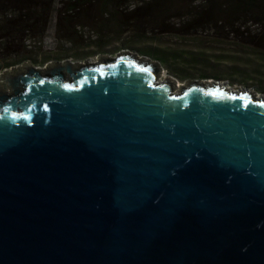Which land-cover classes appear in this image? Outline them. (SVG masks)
Segmentation results:
<instances>
[{"label": "water", "instance_id": "1", "mask_svg": "<svg viewBox=\"0 0 264 264\" xmlns=\"http://www.w3.org/2000/svg\"><path fill=\"white\" fill-rule=\"evenodd\" d=\"M160 75L0 74V264H264V99Z\"/></svg>", "mask_w": 264, "mask_h": 264}, {"label": "rangeland", "instance_id": "2", "mask_svg": "<svg viewBox=\"0 0 264 264\" xmlns=\"http://www.w3.org/2000/svg\"><path fill=\"white\" fill-rule=\"evenodd\" d=\"M160 1L142 14L130 13L141 5L140 0H130L131 7L126 11L127 4L118 12L110 9V18L93 10L89 14L80 12L74 19L80 25L77 34L69 41L56 34V11L62 6L56 0L42 56L36 62L7 70H21L28 64L47 69L51 62L67 60L97 64L100 59H114L129 52L141 60L158 63L160 80L175 82L178 87L213 82L238 91L243 86L241 92L249 91L255 98L264 99V21L254 24L240 12L227 18L217 11L218 6L223 10L224 5L236 0H212L214 9L198 8L205 0H170L165 11ZM99 21H103L101 26Z\"/></svg>", "mask_w": 264, "mask_h": 264}, {"label": "trees", "instance_id": "3", "mask_svg": "<svg viewBox=\"0 0 264 264\" xmlns=\"http://www.w3.org/2000/svg\"><path fill=\"white\" fill-rule=\"evenodd\" d=\"M65 1L67 3H64V0L58 2L62 6L56 11V34L60 39L63 37L69 41L77 34V27L80 25L74 22V19L80 12L89 14L93 10L102 17L107 15L110 18L111 15L113 16L110 9L118 12L126 4L125 11L131 7L130 0ZM161 1V9L165 11L170 0ZM171 1L180 2V0ZM55 2L56 0H0V73L25 62H36L42 56L44 36L52 14L55 13L53 8ZM140 2L141 5L135 6L130 13L142 14L159 4V0H140ZM204 7L214 9L215 5L212 0H205L204 5L198 8ZM221 7L218 6L217 11L227 18L234 15L233 13L240 12V16L246 20L249 17L247 22L259 24L264 21V0H236L224 5L223 10ZM123 12L124 9L121 14ZM101 23L99 21L98 26H101ZM96 47H99L98 43Z\"/></svg>", "mask_w": 264, "mask_h": 264}]
</instances>
